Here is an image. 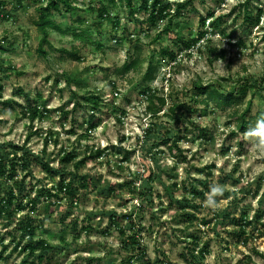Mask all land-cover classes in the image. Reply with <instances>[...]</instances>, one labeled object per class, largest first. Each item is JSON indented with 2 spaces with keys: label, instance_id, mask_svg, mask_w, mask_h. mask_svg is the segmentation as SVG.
Returning a JSON list of instances; mask_svg holds the SVG:
<instances>
[{
  "label": "rangeland",
  "instance_id": "obj_1",
  "mask_svg": "<svg viewBox=\"0 0 264 264\" xmlns=\"http://www.w3.org/2000/svg\"><path fill=\"white\" fill-rule=\"evenodd\" d=\"M68 1L71 10L62 3L51 10L54 27L43 40L37 22L48 13L47 0H0V202L10 192L15 197L9 212H0V264H264V154L242 142L233 116L249 103V124L264 112V0L250 1L254 14L263 10L254 28L237 19L246 0H191L173 22L154 28L146 12L136 11L140 0L133 14L121 0ZM213 12L223 17L216 29L208 18ZM135 55L141 70L123 74ZM148 69L154 70L151 82L145 81ZM243 82L251 88L245 97L236 95L237 107L206 106V97L194 91L196 83L213 84L235 95ZM89 95L100 98L98 110L86 101ZM159 98L166 105L154 116L150 108L161 107ZM173 106H179L174 113ZM15 147L38 160L30 172L18 166L11 178ZM97 149H106L99 159L93 158ZM64 151L76 160L62 164ZM81 160L78 169L74 163ZM147 167L154 175L152 205H142L125 187L102 197L80 182L75 196L51 200L42 194L56 193L62 176L87 174L104 188L139 177ZM175 182L178 203H171L165 186ZM217 182L226 191L212 212L189 189L206 186L207 192ZM183 197L193 200L185 210ZM221 214L229 219L219 232L214 222L204 225ZM242 214L252 223L243 241L228 233ZM29 217L34 239L52 248L43 260L20 250L26 243L20 224ZM201 249L208 250L203 261Z\"/></svg>",
  "mask_w": 264,
  "mask_h": 264
},
{
  "label": "trees",
  "instance_id": "obj_2",
  "mask_svg": "<svg viewBox=\"0 0 264 264\" xmlns=\"http://www.w3.org/2000/svg\"><path fill=\"white\" fill-rule=\"evenodd\" d=\"M126 2V5L130 8V10L132 11L133 9H135V0H121ZM186 1V2H174V3H169L168 1H164V0H140V5L139 7L136 9L137 12H141L144 11L148 14V17L146 19V23L150 26V27H155L157 26L158 22L160 23H164L167 21V24L171 21L173 22V18L178 16L180 13H182L186 8L188 3L190 2ZM251 0H246L243 5L241 6L242 8V12H239V17L237 19H241L242 20V24H245L246 26H248L249 28H254V27H258L260 25L261 22V18L263 15V10L259 9L258 12L256 14H254L250 9H249V4H250ZM112 2H114V0H112ZM60 3H62L63 5H65L68 10H71V6L68 0H47V4H46V11L48 12L45 15H42L38 22V29L40 31V33L42 34L43 40H46L48 38V28L49 27H54V24L50 21V12L51 10H59V5ZM101 14H104L105 10L104 8L99 9ZM133 14V11L132 13ZM210 19H212V27L214 29L218 28V23L219 21L222 20V16H217L215 15V13H211L209 15ZM204 23V22H203ZM166 26V25H165ZM164 30V29H163ZM161 33L160 32L157 36L156 39L161 37ZM225 36V35H224ZM201 38L206 37L205 33H201L200 35ZM232 37L233 36H228L227 38H229L232 41ZM264 38V34L263 37ZM207 40H209V38H207ZM183 42V41H182ZM199 42V38L198 39H194L192 41H189L186 44V47L189 49L191 47H194L197 43ZM184 43V42H183ZM39 52L42 53L43 55H46V53L44 52L43 46L42 44L39 45ZM180 52V51H178ZM161 54L165 57H171V52H169L168 50H162ZM142 68V61L140 60V57L138 55H135V57L129 62V63H125V65L122 67L121 72L123 74H129L132 72H139ZM154 79V70L148 69L147 72L145 73V81L146 82H151ZM221 85H216L214 86L213 84H208V85H202V84H198L196 83L194 85V91L196 93L197 96H205L206 99L204 101H202V104L208 106L209 104H213L218 108H230V107H237L238 105H240L241 100L238 99V97H236V95L239 94V96L241 97H245L249 91V89L251 88V85L249 83H242L237 89H235V95L231 92H225L222 91L221 89ZM256 88V87H254ZM86 101L88 102H92L94 104V109L93 110H98L100 108V98L96 97L95 95H89L86 98ZM159 102L161 107L160 108H150L151 113L155 116L159 113H161L163 111V108L166 105L165 99L164 98H159ZM179 106H173L171 109L172 113H174L176 111V108H178ZM207 109V107H205ZM251 108V104L249 103L247 105L246 111L243 114H239V113H235L234 119L236 121V130H238L239 132H243L248 126H249V121L246 120V116L247 113L250 111ZM206 109H204V113L206 114ZM194 114H198L197 110H192ZM37 110L35 109L33 112V116H35ZM264 112H258L256 114V118L257 116H259L260 114H262ZM152 134V130L151 129H147L145 131V138H149ZM203 134V133H202ZM169 150H173V148H170ZM105 151L101 150V149H97L93 155V158L95 159H99L101 158L103 155H105ZM21 154V155H20ZM125 154H128V152H125ZM62 157L60 158V162H62V164H70L73 163L77 156L73 153V152H66L64 151L62 154ZM10 156V155H9ZM13 159L11 160V164L10 166V176L11 178H13L16 175L17 172V167L21 166L22 170L24 171H28L30 172L31 170V164L33 162V160H38V157L36 155H34V153H32L31 151L27 150L24 147H15L14 153H12ZM7 158L8 155H7ZM85 165V161L81 160L78 162L74 163V166L76 168H81ZM215 166H211L208 167L207 169L212 170L214 169ZM44 169L48 172H52V168L48 165L45 164L44 165ZM62 169L58 168L57 172H61ZM96 178H92L90 175H82L80 178L77 177L76 175H71L70 179H66L65 177L62 176V178H60L57 188H56V193H54V189H50V190H46L43 189L44 191L42 192V194L44 196L47 197V199H58L61 198V194H64L66 196H75L78 191H79V186H78V182H80V187H82L85 190H88L90 188H92L95 192H97L98 194H100L102 197H108L111 194L114 193L115 191V186L121 187V188H127L128 191H130V193L132 194H136L139 199L141 200L142 205L144 203H150L151 205L154 203V199H153V193H152V184L154 183V175L152 170H150L147 167V170L144 171L143 175H140L139 177L136 178H132V179H124L122 183H120L119 185L116 184H109L107 186H105L104 188L100 187V185H97L96 183H94V180ZM140 182V184L137 186L136 183ZM185 183H183L184 186ZM165 186V185H164ZM178 182L173 183L170 186H165V191L168 194V198L170 199V202L174 203L177 202L178 200L173 196V192L174 190L178 189ZM205 189H207L206 186H204ZM188 189V188H187ZM185 188V190H187ZM205 189H200L199 186L197 185H190V189H189V193L192 195V199H204L206 196V192ZM187 192V191H186ZM15 197L14 194L12 192L9 193L8 198L5 201H1V207H0V212H9L10 208H11V204L13 203ZM193 200H189L186 197H183L181 200V203H185V205L182 206V209H186L187 208V204L192 203ZM2 203H5V205H2ZM54 205H56V203H54ZM140 205V206H142ZM13 215H11L12 217ZM126 217H131V215H126ZM185 217L188 218H196L195 215H189V214H185ZM215 219H204L203 223L204 225H210L211 223L214 222L215 227L217 229V231L219 232L220 229L223 228V226H226V222L228 221L229 217L228 215H215L214 216ZM247 215L246 214H242L239 219L235 221V223L237 224V227L234 228L231 231H228V233L231 235V237H237L239 239L243 240H247V231L246 228L251 226L252 223L248 222L246 220ZM33 219L31 217H29L26 220H23L20 224V230H21V234H22V238L24 240H26V243L23 247H21V252L23 254H25V256L27 258H37L38 260H43L45 257L48 256V254L51 252L52 248L46 243V241L44 240H36L33 237ZM192 220V219H191ZM264 227V225H262ZM123 233V231H122ZM194 238V237H193ZM200 252V253H199ZM198 255H200L199 257V261H203L204 257L206 256V254L208 253L207 249H201L199 251ZM192 256L194 258L195 254L193 252ZM122 264H126L124 262H122ZM130 264V263H128Z\"/></svg>",
  "mask_w": 264,
  "mask_h": 264
},
{
  "label": "clouds",
  "instance_id": "obj_3",
  "mask_svg": "<svg viewBox=\"0 0 264 264\" xmlns=\"http://www.w3.org/2000/svg\"><path fill=\"white\" fill-rule=\"evenodd\" d=\"M223 63V61L221 60ZM242 142L257 153L264 154V113L257 116L253 123L240 133ZM226 191L225 185L213 183L209 186V191L203 201V207L209 211L215 212Z\"/></svg>",
  "mask_w": 264,
  "mask_h": 264
}]
</instances>
